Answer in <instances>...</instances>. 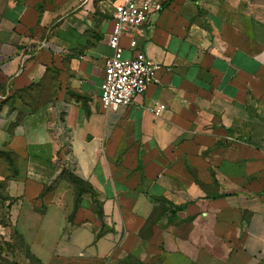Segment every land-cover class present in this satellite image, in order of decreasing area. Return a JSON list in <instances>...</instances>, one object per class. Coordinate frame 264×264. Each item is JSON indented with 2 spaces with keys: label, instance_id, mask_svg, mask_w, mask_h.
I'll list each match as a JSON object with an SVG mask.
<instances>
[{
  "label": "crops",
  "instance_id": "crops-1",
  "mask_svg": "<svg viewBox=\"0 0 264 264\" xmlns=\"http://www.w3.org/2000/svg\"><path fill=\"white\" fill-rule=\"evenodd\" d=\"M115 1L0 0V220L36 264H264V0H154L158 82L104 110Z\"/></svg>",
  "mask_w": 264,
  "mask_h": 264
},
{
  "label": "built area",
  "instance_id": "built-area-1",
  "mask_svg": "<svg viewBox=\"0 0 264 264\" xmlns=\"http://www.w3.org/2000/svg\"><path fill=\"white\" fill-rule=\"evenodd\" d=\"M160 9L161 3L154 0H116L113 3V25L109 36L113 54L105 59L100 84L99 101L104 110H116L129 104L136 95L143 94L148 85L158 82L156 72L161 64L141 50L131 57H123L120 38L141 30L150 21L151 15ZM135 45L136 39L133 38L130 46ZM165 108L164 103H157L152 112L158 116Z\"/></svg>",
  "mask_w": 264,
  "mask_h": 264
},
{
  "label": "rangeland",
  "instance_id": "rangeland-1",
  "mask_svg": "<svg viewBox=\"0 0 264 264\" xmlns=\"http://www.w3.org/2000/svg\"><path fill=\"white\" fill-rule=\"evenodd\" d=\"M72 175H69V177ZM72 179V177H70ZM1 186V184H0ZM0 224L7 227L5 231L0 234V264H12L6 255L14 253L17 250L22 251L23 255L28 259V264H36L34 259L28 255L22 246L20 238L16 235L11 222L7 223L5 220H0Z\"/></svg>",
  "mask_w": 264,
  "mask_h": 264
},
{
  "label": "trees",
  "instance_id": "trees-1",
  "mask_svg": "<svg viewBox=\"0 0 264 264\" xmlns=\"http://www.w3.org/2000/svg\"><path fill=\"white\" fill-rule=\"evenodd\" d=\"M72 180L75 181V182H78V183H82V181L80 179L76 178V177H73Z\"/></svg>",
  "mask_w": 264,
  "mask_h": 264
}]
</instances>
